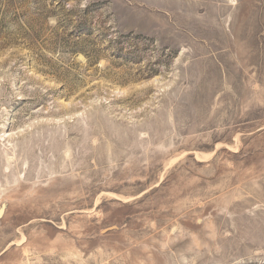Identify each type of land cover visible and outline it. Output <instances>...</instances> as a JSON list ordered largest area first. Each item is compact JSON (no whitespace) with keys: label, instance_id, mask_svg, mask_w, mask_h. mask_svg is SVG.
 Returning <instances> with one entry per match:
<instances>
[{"label":"rangeland","instance_id":"obj_1","mask_svg":"<svg viewBox=\"0 0 264 264\" xmlns=\"http://www.w3.org/2000/svg\"><path fill=\"white\" fill-rule=\"evenodd\" d=\"M0 264H264V0H0Z\"/></svg>","mask_w":264,"mask_h":264},{"label":"water","instance_id":"obj_2","mask_svg":"<svg viewBox=\"0 0 264 264\" xmlns=\"http://www.w3.org/2000/svg\"><path fill=\"white\" fill-rule=\"evenodd\" d=\"M3 212H4V208H2V209L0 210V217L2 216Z\"/></svg>","mask_w":264,"mask_h":264}]
</instances>
